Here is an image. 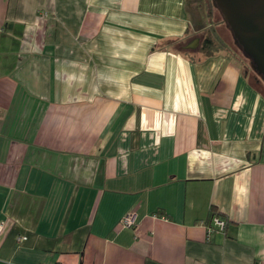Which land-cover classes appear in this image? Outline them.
<instances>
[{"label": "crops", "instance_id": "obj_1", "mask_svg": "<svg viewBox=\"0 0 264 264\" xmlns=\"http://www.w3.org/2000/svg\"><path fill=\"white\" fill-rule=\"evenodd\" d=\"M209 1L0 0V264H264V81Z\"/></svg>", "mask_w": 264, "mask_h": 264}, {"label": "water", "instance_id": "obj_2", "mask_svg": "<svg viewBox=\"0 0 264 264\" xmlns=\"http://www.w3.org/2000/svg\"><path fill=\"white\" fill-rule=\"evenodd\" d=\"M212 3L250 59L251 67L264 80V0H212Z\"/></svg>", "mask_w": 264, "mask_h": 264}, {"label": "rangeland", "instance_id": "obj_3", "mask_svg": "<svg viewBox=\"0 0 264 264\" xmlns=\"http://www.w3.org/2000/svg\"><path fill=\"white\" fill-rule=\"evenodd\" d=\"M209 5H210V1H209ZM208 10L206 11V13L210 12L209 22L212 24L208 29L210 30L213 29V33L216 34L215 36H217L218 39L223 40V42H225L226 45H228L227 49H231V47L232 49L233 48L235 49L233 45L232 35L230 33V30L226 27L224 21L222 20V15L220 11L216 7L213 9L211 5L208 7ZM203 11H204L203 16L205 17V9H203ZM242 54H240V57L242 58L245 68L247 67L249 69L250 74L252 75L251 76L252 79L254 80L257 79L260 82H263L264 80L262 79V77L252 67L250 68L249 60L245 58L244 55Z\"/></svg>", "mask_w": 264, "mask_h": 264}, {"label": "trees", "instance_id": "obj_4", "mask_svg": "<svg viewBox=\"0 0 264 264\" xmlns=\"http://www.w3.org/2000/svg\"><path fill=\"white\" fill-rule=\"evenodd\" d=\"M210 5L212 6L213 9L215 8V6L213 5L211 0H210ZM222 20H223V18H222ZM224 23H225V21H224ZM225 25H226V23H225ZM226 27H227V25H226ZM230 33L232 35L231 30H230ZM215 35L216 34L213 33V29H211V30L208 29L207 30L206 36H205V38L203 40V44H202V48H203V50L206 53L210 54L212 51L214 52V51H217V50H220V49H225L227 51L229 50L231 52L234 51L235 54L236 53H238V54L239 53H241V54L243 53L242 48L235 42L233 35H232V38H233V45H234L235 49L234 48L232 49V47H231V49H227L228 45H226V43L223 42V40L218 39V37L215 36ZM242 55H244V53ZM244 57L247 58L245 55H244ZM247 59L250 62V59L249 58H247Z\"/></svg>", "mask_w": 264, "mask_h": 264}, {"label": "built area", "instance_id": "obj_5", "mask_svg": "<svg viewBox=\"0 0 264 264\" xmlns=\"http://www.w3.org/2000/svg\"><path fill=\"white\" fill-rule=\"evenodd\" d=\"M218 221V220H217ZM122 223L124 224V226H129V227H133L135 225V213L134 212H130L129 214H127L123 219H122ZM219 224H221L223 226V223L218 221ZM3 228V222L0 221V230H2ZM25 236H20L19 239L22 240L24 239ZM40 264H50L48 262H42Z\"/></svg>", "mask_w": 264, "mask_h": 264}]
</instances>
